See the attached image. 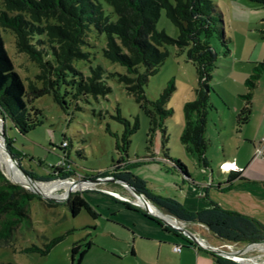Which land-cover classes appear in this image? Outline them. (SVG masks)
Returning a JSON list of instances; mask_svg holds the SVG:
<instances>
[{
	"label": "trees",
	"instance_id": "trees-1",
	"mask_svg": "<svg viewBox=\"0 0 264 264\" xmlns=\"http://www.w3.org/2000/svg\"><path fill=\"white\" fill-rule=\"evenodd\" d=\"M103 1L111 8L110 11H105L100 0H0V117L4 123L5 134L7 123L22 135L41 125L38 121L42 117V110L31 104L34 99L50 95L53 102L65 112L69 109L80 110L78 101H87L88 97L97 99L110 93L111 87L107 80L112 79L121 84L143 109L149 119L150 131H160L162 149L167 156V149L164 148L167 141L165 120L171 116L172 111L166 109L165 104L174 89L173 82L170 81L154 100L145 98L144 87L166 60L168 51L165 47L172 46L178 53L185 54L197 79V86L193 90L195 99L183 106L184 128L180 141L184 149L196 157L198 164L207 168L205 152L208 141L205 128L207 115L213 109L209 83L218 60L229 54V38L224 32L223 14L213 0ZM261 2L264 9V0ZM161 11H164L167 19L176 28V37L157 30L156 24ZM2 31L9 32L14 37L17 52L24 54L37 67V77H41L42 86L46 90L31 83L25 85L8 55ZM92 35L103 36L105 46L101 48L102 57L119 65L121 71H107L97 64L90 66L89 74L84 75L75 67L77 61H89V39ZM213 37L220 42L221 50L211 45L210 39ZM263 72L264 62L253 67L251 75L245 80L249 90L255 87ZM250 96V92L243 95L246 106L237 115L240 125L248 119ZM117 119L127 126V121L119 114ZM135 125L129 129L125 127L120 136L119 148L124 155H127L130 145L128 135L132 133ZM63 142L65 148L61 149L58 163L51 167L50 177L54 175L58 179H65L75 175L71 168L58 167L69 166L67 149L71 143L66 139ZM6 145L19 162L22 154L7 136ZM167 161L189 179L187 169L181 161L169 158ZM232 172L234 171L230 170L226 173ZM109 175L127 180L165 213L185 223L201 225L223 242L246 245L264 238V225L247 215L224 210L211 201L209 208L189 211L171 198L150 194L144 184L130 173L111 174L103 171L97 172L92 178ZM35 178L47 181L56 179ZM230 178L231 174L226 178L229 184L224 189L230 188ZM84 193H73L66 200L71 215L76 216L84 210L96 218L98 214L83 197ZM34 198L43 201L33 192L5 180L0 172V245L13 241L15 230L29 217L28 204ZM48 203L52 204L50 201ZM152 220L163 230L179 235L189 245L196 246L176 230L166 227L156 219ZM59 240L60 238L50 240L42 249L31 245L22 248L20 252L45 255ZM91 246L90 240L74 243L70 250V264H81ZM207 252L220 264H239Z\"/></svg>",
	"mask_w": 264,
	"mask_h": 264
},
{
	"label": "rangeland",
	"instance_id": "rangeland-1",
	"mask_svg": "<svg viewBox=\"0 0 264 264\" xmlns=\"http://www.w3.org/2000/svg\"><path fill=\"white\" fill-rule=\"evenodd\" d=\"M213 1L223 14V27L227 38H233V31L238 26L256 42L264 41V31L261 30L264 28V21L260 20L264 16L261 0ZM235 1L245 6L244 12L248 14L247 19L250 21L248 24H253L251 26L253 28L244 29L249 26L236 21V16L230 10L231 6L235 5L233 4ZM100 2L106 12L111 10L103 0ZM156 28L163 30L170 37L177 35L176 28L167 19L164 11L160 13ZM1 34L8 55L25 85L31 83L39 89L46 90L42 86L41 77H37L39 71L34 63L24 54L17 52L14 37L9 32L2 31ZM89 41L91 42L89 61L75 62L77 69L84 75H88L89 67L98 64L107 71H121L119 65L112 64L102 57L101 48L105 46L102 35L99 37L92 35ZM210 43L215 49H222L215 37L210 39ZM165 49L168 51V56L158 72L149 78L144 87V95L147 100H154L170 81L173 82L174 89L165 104V108L172 111L171 116L165 120L167 141L164 143V148L167 149V156L162 149L160 131H150L149 119L143 109L121 84L112 79L107 80L111 87L110 93L105 97L97 99L88 97L87 101H78L80 110L69 109L66 113L53 102L50 95L34 99L31 104L42 110V117L38 121L41 125L27 134L22 135L9 123L6 124V136L13 140L14 147L20 151L22 156H19L18 163L21 168L19 169L5 149L3 151V155L12 163V170L18 174L14 175L15 178H21V181H17L2 163V146L0 147V172L5 180L18 184L28 191H30L29 186L33 184L47 187L56 182L72 184L77 181L75 184L77 187L71 192L66 188L51 190L49 192L51 195L40 196L43 201L32 199L28 204L29 217L15 230L13 241L0 245V264H70V250L73 244L85 243L89 240L92 241V246L84 255L81 264H132L135 261L146 259L131 255L133 245L131 233H146L150 235L149 237H154L151 235L158 234V232L162 234L156 222L152 220L156 218L143 208V203H140L125 185L113 181L111 175L100 177L104 179L100 182L80 181L82 178L94 179L92 176L97 172L130 173L144 184L150 194L161 198H171L184 208L190 207L184 202L185 197L188 203L194 200L195 190L202 191L199 184H207L209 176V170L202 169L196 157L188 153L180 141L184 128L183 106L195 99L193 90L197 86V79L184 53H178L172 46H166ZM228 49H233V46L229 45ZM219 64L222 66L224 63L220 61ZM221 70L218 68L216 73L222 75ZM219 75H215L213 81L210 82L218 94H220L218 87H223L222 78ZM216 93H212V98L219 104ZM118 114L127 121V126L117 119ZM134 124H136L135 128L128 135L130 145L127 155H124L119 148L120 136L125 127L129 129L134 127ZM63 139L71 143L67 149L69 161L66 159L69 166L58 165V167L71 168L75 175L58 179L54 175L52 177L49 175L52 171L51 167L55 166L60 159L61 149L65 148ZM217 140L219 142V139ZM207 157L214 161H219L221 158L215 146L207 150ZM167 158L181 161L198 184L197 188L181 185L180 173L167 161ZM35 177L56 179L47 181ZM81 192H85L83 197L98 214L96 218L91 217L84 210L76 216L71 215L66 200L73 193ZM49 201L52 204L48 203ZM210 201L215 203L213 200ZM152 205L162 215L167 216V213L159 207ZM257 217L261 222L252 218L264 225V219ZM166 219L171 223H176L168 216ZM184 228L191 233L194 232L193 234L197 237H201L207 245L216 246L223 243L222 240L209 233L205 227L185 223ZM55 238H60L59 242L45 255L20 252L22 248L31 245L42 249L45 244ZM141 242L148 258L154 260L157 256L156 242L151 239ZM233 244L236 250H241L246 246L245 244ZM242 257L245 260L240 262L241 264H264V242L256 243L248 248Z\"/></svg>",
	"mask_w": 264,
	"mask_h": 264
},
{
	"label": "crops",
	"instance_id": "crops-1",
	"mask_svg": "<svg viewBox=\"0 0 264 264\" xmlns=\"http://www.w3.org/2000/svg\"><path fill=\"white\" fill-rule=\"evenodd\" d=\"M233 4L239 6L233 5L230 8L232 14L236 16V21L249 26L244 29L253 28L251 27L253 24H248L250 21L247 19L248 14L244 12L245 6L237 1ZM260 20L264 21V16ZM261 30L264 31V28ZM243 31L240 27H235L233 38L228 37L229 44L227 45V47L232 45L233 49L229 50V54L221 57L217 62L213 78L215 75H219L216 70L222 69V75L219 76L222 78L221 85L223 87H218L220 94L216 93L212 84L209 83L213 109L207 115L205 128V137L208 141L205 157L208 166L202 168L209 170L207 184H199L202 191L195 190L194 200L188 203L185 197L184 202L190 206L185 208L199 211L209 208L210 200H213L221 208L260 221L257 216L264 219V154L256 156V149L260 145V140L264 139V72L252 90L247 88L245 80L249 78L257 63L264 62V41L256 42L248 36L245 30ZM220 61L224 63L222 66L219 64ZM213 78L210 82L213 81ZM213 92L216 93L219 104L213 100ZM248 92L251 93L250 113L247 121L240 125L237 115L246 106V99L243 98V95ZM216 138L219 139V142ZM214 146L219 150L221 156L219 161L207 157V150ZM229 162H234L236 168L233 170L234 172L225 173L219 170V165ZM179 173L182 177L181 185L197 188L198 184L188 170L189 179L181 172ZM229 174H231V186L229 189H224L229 184L226 180ZM158 227L162 234L154 233L151 235L154 237H149L150 235L146 233H131L133 244L131 255L146 258L132 264H220L207 250L198 249L196 244V246L189 245L179 235ZM150 239L156 242L157 256L154 260L148 258L140 244L141 241ZM175 245H181V250L175 251L173 249Z\"/></svg>",
	"mask_w": 264,
	"mask_h": 264
},
{
	"label": "water",
	"instance_id": "water-1",
	"mask_svg": "<svg viewBox=\"0 0 264 264\" xmlns=\"http://www.w3.org/2000/svg\"><path fill=\"white\" fill-rule=\"evenodd\" d=\"M2 123H3V120L1 119ZM4 124V123H3ZM0 136L2 138V141H3V145H4V149L6 151V153L9 155V157L14 160L16 162V165L19 169L20 166H19V163L18 161L15 160L14 158V155L11 153V151L8 149L7 145H6V134L4 132V130L0 133ZM22 172H24L22 170ZM25 173V172H24ZM26 174V173H25ZM27 175V174H26ZM113 181H116V182H120L121 184L125 185L137 198H142L144 201H148L149 203H151L143 194H141L136 188H134L133 186H131L128 182L122 180V179H118V178H112ZM80 181H83V182H100V181H104V179L102 180L101 178H94V179H86V178H82ZM77 183V181H75L74 183H72L73 185H75ZM72 189H69L68 191L71 192ZM30 191L33 192L35 195L37 196H41V197H45L43 196V194L33 190L30 188ZM52 200H56L54 198H51ZM143 208L148 212L150 213L152 216H154L157 220H159L163 225H165L166 227L168 228H172L174 230L177 231V233H180L182 234L183 236L187 237L189 240H191L194 244H196L197 246L199 247H203V249L205 250H209V248L207 246H203L202 243H203V240L200 238V237H197L196 235H194L193 233H191L190 231L186 230L184 228V224L185 222L183 221H180V220H177L175 217L167 214L168 217L174 219L176 221L177 224H173L169 221H167L165 218H163L162 216L160 215H157V214H154L153 212H151L147 206V204L143 203ZM259 242H264V238L258 240V241H254V242H250L248 244H246V246L239 250L238 252H236L235 254H231V253H228V252H212L214 255L216 256H220V257H230V256H233V255H243L247 250L248 248H251L249 246H253L254 244L256 243H259ZM241 264V263H240Z\"/></svg>",
	"mask_w": 264,
	"mask_h": 264
},
{
	"label": "bare ground",
	"instance_id": "bare-ground-1",
	"mask_svg": "<svg viewBox=\"0 0 264 264\" xmlns=\"http://www.w3.org/2000/svg\"><path fill=\"white\" fill-rule=\"evenodd\" d=\"M3 131V123H2V121L0 120V133ZM0 141H1V145H0V147L2 146V149H1V156H2V163H4L5 165H6V168H8V171H9V173L11 174V176L15 179V180H17V181H21V178H19V177H16L15 178V174L16 175H18L17 173H15L12 169V163H11V161L7 158V157H5L4 155H3V151H4V145H3V141H2V138H1V136H0ZM7 155V154H6ZM225 167H226V164L224 165ZM7 171V170H6ZM7 171V172H8ZM31 189H33V190H35V191H37V192H39V193H41V194H43V195H45V196H47V195H51V194H49V192L52 190H55V189H59V188H66L67 190H69V189H73V188H76L77 187V185H73V184H71V183H59V182H56V183H54V184H49L47 187H41L39 184L38 185H35V184H33V185H30L29 186ZM140 203H146L147 204V206H148V208H149V210L151 211V212H153V213H156V214H158V215H160V216H162L163 218H165L166 219V217L167 216H164V215H162L151 203H149V202H146V201H144L142 198H138L137 199ZM167 220V219H166ZM168 221V220H167ZM177 224V223H176ZM254 246V245H253ZM253 246H249V247H253ZM263 248V247H262Z\"/></svg>",
	"mask_w": 264,
	"mask_h": 264
},
{
	"label": "built area",
	"instance_id": "built-area-1",
	"mask_svg": "<svg viewBox=\"0 0 264 264\" xmlns=\"http://www.w3.org/2000/svg\"><path fill=\"white\" fill-rule=\"evenodd\" d=\"M263 154H264V139H261L260 140V145L256 149V156H263ZM225 164H226L227 167L224 166ZM234 169H236L235 165H234V162L223 163V164L219 165V170L222 171V172H225V173L230 171V170H234ZM202 245L203 246H207L209 248V250H207V251H209V252H228V253H231V254H235L236 252L239 251V250L234 249V244L233 243H227V242H223L220 245L212 246V245H209V244L208 245L205 244V242L203 240ZM181 248H182L181 245H175L173 247V249L175 251H180ZM199 248H203V247H199ZM224 258H226V257H224ZM228 258L231 259L234 262L239 263V264H240V262L245 260V259H243L242 255H240V254L233 255V256H230Z\"/></svg>",
	"mask_w": 264,
	"mask_h": 264
},
{
	"label": "snow or ice",
	"instance_id": "snow-or-ice-1",
	"mask_svg": "<svg viewBox=\"0 0 264 264\" xmlns=\"http://www.w3.org/2000/svg\"><path fill=\"white\" fill-rule=\"evenodd\" d=\"M227 167V166H226Z\"/></svg>",
	"mask_w": 264,
	"mask_h": 264
}]
</instances>
